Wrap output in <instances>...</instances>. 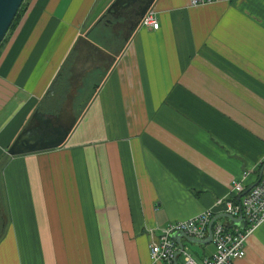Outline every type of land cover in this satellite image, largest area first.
<instances>
[{"label": "crops", "instance_id": "obj_1", "mask_svg": "<svg viewBox=\"0 0 264 264\" xmlns=\"http://www.w3.org/2000/svg\"><path fill=\"white\" fill-rule=\"evenodd\" d=\"M114 1L92 20L99 0L20 13L0 62V264H152L171 222L224 213L233 180L264 171V0H155L159 28L132 32L136 0L119 18ZM35 113L65 118V143L10 156ZM237 264H264V223Z\"/></svg>", "mask_w": 264, "mask_h": 264}, {"label": "built area", "instance_id": "obj_2", "mask_svg": "<svg viewBox=\"0 0 264 264\" xmlns=\"http://www.w3.org/2000/svg\"><path fill=\"white\" fill-rule=\"evenodd\" d=\"M212 1L191 0V4H206ZM141 24L158 29L159 21L155 11L150 8L142 18ZM231 187L234 196L220 202L219 206H222L224 213L243 219L244 227L228 226L216 220L212 228L214 251L199 260L188 247L184 246L181 249L172 235L183 232L188 236L204 239L208 234L209 224L217 212L208 209L189 219L171 222L163 230L160 238L150 245L152 264H237L243 259L247 253L250 235L264 223V171L259 180L247 189L239 180H233Z\"/></svg>", "mask_w": 264, "mask_h": 264}, {"label": "water", "instance_id": "obj_3", "mask_svg": "<svg viewBox=\"0 0 264 264\" xmlns=\"http://www.w3.org/2000/svg\"><path fill=\"white\" fill-rule=\"evenodd\" d=\"M25 0H0V44L4 41L11 25L13 24L23 2ZM155 0H132V4L137 8L135 18L128 23V31H134L141 23L142 18L148 9L151 8ZM123 0H115L112 5L108 8V13L115 18V11L117 6L122 4ZM135 4V5H134ZM132 6V7H133ZM97 48V47H96ZM53 89L51 86L50 90ZM41 118L38 123L34 120L30 121L29 124L21 131L13 144L9 147L8 153L10 155H18L29 152H36L40 150L57 148L63 145L71 131L72 126L56 125L52 114L35 113L34 116ZM35 118V117H34ZM217 219H224V222L228 226H239L244 227L245 222L241 218H235L228 213H222L216 215L210 222L208 227V234L204 239H197L183 232H176L172 237L178 242L180 248L184 247L181 239L185 238L188 242L196 243L199 245H205L212 242L213 232L212 228Z\"/></svg>", "mask_w": 264, "mask_h": 264}, {"label": "rangeland", "instance_id": "obj_4", "mask_svg": "<svg viewBox=\"0 0 264 264\" xmlns=\"http://www.w3.org/2000/svg\"><path fill=\"white\" fill-rule=\"evenodd\" d=\"M104 1H105V0H99V3H98V5H97V7H96V10L93 12V16L91 17V20L96 16V14H97V12H98L100 6L102 5V3H103ZM27 2H28V0H26V1L24 2V5H23V7H24V11H23V13H24L25 10H26V4H27ZM22 9H23V8H22ZM21 13H22V11H21ZM20 16H21V14H20ZM20 16H19V18H20ZM19 18H17V20H16L14 26L8 31V33H7V35H6V37H5L4 41H3V43L0 45V62H1L2 59H3V54H4V51H5L6 47H7V45L10 43L11 36L13 35L12 32L14 31L15 27H16L17 24H18ZM20 133H21V132H20ZM8 154H9V153H8ZM9 155H10V154H9ZM10 156H12V155H10ZM188 248H189L190 252H191L193 255L197 256V257L200 256V254H202L204 251L209 252L210 250L214 249L213 246H212V243H209V244L203 246V245H199V244L191 243V242H188Z\"/></svg>", "mask_w": 264, "mask_h": 264}, {"label": "trees", "instance_id": "obj_5", "mask_svg": "<svg viewBox=\"0 0 264 264\" xmlns=\"http://www.w3.org/2000/svg\"><path fill=\"white\" fill-rule=\"evenodd\" d=\"M26 1V0H25ZM24 1V2H25ZM24 2H23V4H22V6H21V8H20V10H19V12H18V14H17V16H16V18H15V20H14V22H13V24L11 25V27H10V29L14 26V24H15V22H16V20H17V18H19V16H20V13H21V11H22V8H23V5H24ZM3 43V42H2ZM1 43V44H2ZM0 44V45H1Z\"/></svg>", "mask_w": 264, "mask_h": 264}, {"label": "flooded vegetation", "instance_id": "obj_6", "mask_svg": "<svg viewBox=\"0 0 264 264\" xmlns=\"http://www.w3.org/2000/svg\"><path fill=\"white\" fill-rule=\"evenodd\" d=\"M71 119H69V121H70ZM60 124H62V125H64V126H68L69 127V125L68 124H66V122H68V121H66V119L65 118H62V119H60ZM57 124H58V122H57Z\"/></svg>", "mask_w": 264, "mask_h": 264}]
</instances>
